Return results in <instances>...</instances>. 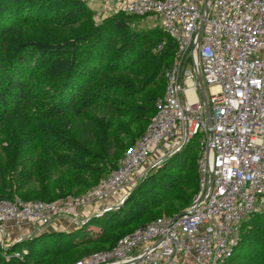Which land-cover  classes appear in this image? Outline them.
Listing matches in <instances>:
<instances>
[{"label": "trees", "instance_id": "trees-1", "mask_svg": "<svg viewBox=\"0 0 264 264\" xmlns=\"http://www.w3.org/2000/svg\"><path fill=\"white\" fill-rule=\"evenodd\" d=\"M90 14L81 0H0V122L9 125L7 118L31 109L36 100L45 103L36 108L30 138L23 137L21 121L14 125L15 136L0 145V198L53 201L87 192L117 167L126 145L120 136L138 135L156 111V104L140 106L133 97L139 87L166 81L175 42L160 24L140 30L136 18L141 17L119 11L98 25L87 21L86 30L57 41L9 39L20 25L42 22L66 29L84 23ZM163 40L164 48L155 51ZM142 62L146 66L136 68ZM44 68L35 84L34 75ZM196 137L164 159L119 207L72 230L42 231L7 251L36 245L48 255H74L75 261L94 252L79 255L80 249H91L117 226L125 229L130 219L139 227L160 216L152 210L161 207L165 215L179 214L200 188L198 153H192ZM21 138L24 141L18 144ZM148 209L151 212L145 214ZM248 220L239 244L223 264H264V210ZM93 227L101 231L93 234ZM35 254L30 251L21 260L0 253V264H31Z\"/></svg>", "mask_w": 264, "mask_h": 264}, {"label": "built area", "instance_id": "built-area-1", "mask_svg": "<svg viewBox=\"0 0 264 264\" xmlns=\"http://www.w3.org/2000/svg\"><path fill=\"white\" fill-rule=\"evenodd\" d=\"M114 1L117 12L158 17L175 42L165 94L145 132L85 194L64 202L0 198V240L21 241L24 234L10 229L42 231L60 215L82 223V206L130 186L197 135L200 188L189 209L160 215L71 264H223L243 223L264 210V0Z\"/></svg>", "mask_w": 264, "mask_h": 264}, {"label": "rangeland", "instance_id": "rangeland-1", "mask_svg": "<svg viewBox=\"0 0 264 264\" xmlns=\"http://www.w3.org/2000/svg\"><path fill=\"white\" fill-rule=\"evenodd\" d=\"M82 2L87 3V5L90 7L91 9V14L89 16V18L84 21V23H79L78 25L74 26V27H68L66 29H63L62 27L58 26V25H50V24H45L42 22H38V23H29L26 25H20L18 27H16V29L14 28V31H11L10 33V38L11 41H15L21 38H32V39H36V40H41V41H57V39L61 38V37H65V36H69V35H73L76 33H80L84 30H86V28L84 27L85 22H89L90 20H92V22L95 25L100 24L105 18H108L114 14L117 13V10L114 6L115 1L114 0H81ZM136 26L140 28V30H145L149 27H159V19L158 17L155 16H147V17H141V18H136ZM135 24V23H134ZM133 24V25H134ZM31 62L33 61V59L30 60ZM138 68L139 66H146V62H142L141 64H137L136 65ZM47 70V68L41 69L38 71L37 74L34 75L33 77V81L36 83H39L40 80L42 79V76L44 75L43 73H45ZM166 81L165 79H158L156 80L154 83H152L151 85H149L148 87H139L138 89V94L133 97V101L135 104L143 106L146 104L151 105V107L155 106L156 102L164 96L165 94V89H166ZM208 93V91H207ZM40 105V106H39ZM45 103L39 102L36 100V102L33 104L31 109H27V111H20L18 112L17 115H15L14 118H7V122L11 123V124H6V122H0V145L5 146L8 143V138L10 137H14L15 135H13V133L16 132L15 124L21 122L23 124V128H25L23 130V137L26 138V136L28 138H30L29 133L31 130L30 128L34 127L36 128V123H31L34 121L33 119L35 118V114L36 113V108L38 107H42L44 106ZM30 115V116H29ZM148 121H149V117H148ZM147 122L145 123V129H143L138 135L134 136V137H128L126 135H121L120 138L124 139V143L125 145V150L121 153V155L119 156L117 162H119L124 154L126 153V151L131 148L135 142L138 140V138L145 132L146 128H147ZM13 126V127H12ZM140 126V125H139ZM24 138H21V141H18V144L23 143ZM199 139L200 136H197L196 139L193 140V147H192V153L193 155H196L197 153L199 154V148H200V144H199ZM182 150V149H181ZM163 153V151H158L157 152V157H160V155ZM172 155V154H171ZM171 155H166L165 157H169ZM155 158V157H154ZM164 158V157H163ZM162 158V159H163ZM164 158V159H166ZM163 159V161H164ZM163 161L155 167H149V168H145L146 172L144 173V175H142V177H140L139 179H137L135 182H133L130 186H127V191L125 192V194L116 202L117 204L119 202L120 205H122L125 201V199L127 198V196H129L134 190L135 188L142 183L145 179L149 178L151 174L155 173L158 170V167L161 166L163 164ZM195 166H196V173H197V184H199V179H200V174H199V169H198V157L195 160ZM180 190V189H179ZM199 191V190H198ZM86 193V192H85ZM85 193H73V194H68L66 196L63 197H59L54 199L53 201H58V202H64L65 200L69 199L70 197H74V196H81ZM198 192H196L191 200V202L185 206L181 211H187L189 209V207L192 205V202L194 200L195 195ZM115 204V203H114ZM116 204V205H117ZM117 208V207H116ZM164 209L163 207L158 208L156 210H152V212H155L154 214H158V215H164L166 214L165 212H163ZM151 212V209H148L147 212H145V214H148ZM105 212H103L102 214H95L90 216L91 217H102L103 214ZM71 215V214H70ZM88 218V219H89ZM124 220H128L126 217ZM131 220L134 219H130L129 221H127L125 223V229H122L121 227H116L115 231L113 232H109V234L107 235V237L102 238L96 245H92L91 249H80V251L82 250V252L79 254H89L92 251L97 252L101 249L104 248H109L112 247L115 244L116 239L122 235L125 232H131L134 228H136L138 225L135 222H132ZM86 220H82V222H85ZM249 221H247V223H245L244 228H247ZM81 223V222H80ZM130 223V226H127ZM77 224V223H76ZM76 227V226H75ZM48 229L42 230V231H47ZM52 230V229H51ZM54 230H63V231H68V230H72L69 228H60V229H54ZM92 233L93 234H98L101 229L99 230V228L97 227H93L92 229ZM42 231H38V232H29V233H23V239L21 241H15L12 242L13 239H5L4 241L0 240V253H2L4 256H6L7 258L11 257L14 253L11 252L9 253L7 250L13 246L15 243L17 242H22L23 240H28V239H32L33 237H35L37 234H39ZM21 252V260H24V256L27 254H30V251L32 253H36L35 256L31 259V264H71L72 261L74 260V255L70 256V255H64L61 257H56L55 255L50 254H46L45 252H43L38 246H32V247H27V246H20L18 249ZM41 250V251H40ZM97 250V251H96ZM92 252V253H94ZM91 253V254H92Z\"/></svg>", "mask_w": 264, "mask_h": 264}, {"label": "crops", "instance_id": "crops-1", "mask_svg": "<svg viewBox=\"0 0 264 264\" xmlns=\"http://www.w3.org/2000/svg\"><path fill=\"white\" fill-rule=\"evenodd\" d=\"M157 154V153H156ZM152 156V159H155L157 155ZM155 157V158H154ZM127 191V187L118 190L111 195H109L106 199L103 200H97L92 203L86 204L82 206L79 209V219L82 221L87 220L90 216L95 215L98 211H100L104 206L108 204H114L116 203ZM75 219L73 218L72 215L70 214H65V215H60L56 217L51 225L45 227L43 230L48 229V230H54V229H60V228H69L73 229L75 226H77ZM12 232V235H15L17 233H26L27 229L26 228H20L19 230H13L10 229ZM40 231L39 227L36 226V232Z\"/></svg>", "mask_w": 264, "mask_h": 264}, {"label": "water", "instance_id": "water-1", "mask_svg": "<svg viewBox=\"0 0 264 264\" xmlns=\"http://www.w3.org/2000/svg\"><path fill=\"white\" fill-rule=\"evenodd\" d=\"M202 95L204 98H206V94L204 91H202ZM207 119H208V122L210 124V127H212V118H211V111H210V106L207 105ZM185 211L181 212L179 215L183 214Z\"/></svg>", "mask_w": 264, "mask_h": 264}]
</instances>
